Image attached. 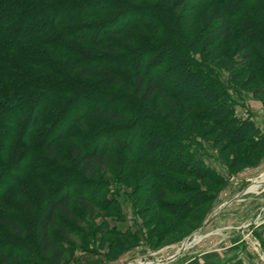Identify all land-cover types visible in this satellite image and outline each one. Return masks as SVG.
Returning <instances> with one entry per match:
<instances>
[{
  "label": "rangeland",
  "instance_id": "rangeland-1",
  "mask_svg": "<svg viewBox=\"0 0 264 264\" xmlns=\"http://www.w3.org/2000/svg\"><path fill=\"white\" fill-rule=\"evenodd\" d=\"M71 1L83 11L96 12L94 8L102 4L114 7L103 8L100 15L83 22L99 23L102 29L120 28L121 33L106 35L107 42H112L119 54L79 43L82 48L93 51L96 57L103 55L107 63L86 76H80L79 71L74 70L65 74L68 78L100 90L98 82L105 79L109 69L118 71L120 81L130 82L132 88L131 73L124 68L125 57L122 56L136 51L138 56L146 59L143 73L153 75L172 94L164 104L156 94L145 103L139 99L130 103L124 99L129 92L125 91L123 83L108 85L100 91L107 99L99 102L101 105H119L127 111L126 119L114 122L113 126H130V121L139 115L142 121L138 122L142 124L145 139L134 142L135 136L129 135L128 142L121 146L127 154L119 150L110 164L96 169L94 177L85 178L75 168L76 158L71 155L65 139L54 145L61 160L40 149L29 150L31 154L21 156V162L32 163V175L38 176L26 179L19 186L21 196L30 197L41 185L47 190L65 189L89 197L96 195V200L91 201L86 210L71 203L76 219L64 222L68 232L58 236L68 248L61 264H188L191 261L201 264L206 259L209 261L212 254L216 264H264V145L251 152L247 143L228 146V142L220 141L223 126L214 124L207 116L202 118L206 107L205 87L211 85L214 89L217 86L227 98L228 107L234 109L236 119L242 123L250 122L254 127H249V135L255 139L264 138V73L257 72V78H253L244 56L238 52L240 41L236 37V27L239 22L234 21L229 26V32L234 33L223 41L219 31L210 34L207 29L221 0H191L182 6L181 16L175 15L164 0ZM262 8L264 0H244L240 17L255 26L252 31L264 42V30L255 24L264 18ZM78 12L68 9L61 15ZM64 39L73 43L69 38ZM260 59L258 56L257 61L261 62ZM234 73L238 75L233 77ZM53 79L58 80L60 76L53 75ZM71 95L68 96L71 98ZM184 96L192 104L190 113L179 101ZM91 102L96 101L88 100V104L72 101L69 114L64 116L66 119L80 112V125L70 128L76 139L86 143L92 141L88 132L99 122L94 121L93 114L81 113ZM151 132L159 134L158 145H153L147 138ZM133 145H136L135 150H131ZM146 145L152 149L143 152L141 149ZM240 154L243 157L235 162L232 156ZM129 158L135 161L128 166ZM162 159L164 163L173 161L178 172L191 163V168H195L194 159L198 160L196 171L206 168L212 173V179L221 177L223 181L214 183L211 178L187 177L154 166L150 171L166 172L173 181L167 187L175 194L161 199L162 183L154 184L152 178L144 175V164L155 165L154 162ZM196 190H208L214 196L209 202L191 208L190 212L184 211ZM241 191L244 192L233 200ZM6 199L13 208L12 194H7ZM18 206L16 204L9 214L17 215L15 209ZM37 208L38 200H34L35 211ZM90 210L92 215H89ZM213 211H217L216 214L204 223ZM21 213L17 218L25 226L30 218H24ZM58 218L65 220L62 214H58ZM52 232L56 231L53 229ZM6 238L19 237L0 229V245L5 244L7 250L23 249L24 264H48L50 253H39L30 234L22 235L18 239L21 244L15 248ZM185 240L189 242L188 247L179 252L181 242Z\"/></svg>",
  "mask_w": 264,
  "mask_h": 264
},
{
  "label": "trees",
  "instance_id": "trees-1",
  "mask_svg": "<svg viewBox=\"0 0 264 264\" xmlns=\"http://www.w3.org/2000/svg\"><path fill=\"white\" fill-rule=\"evenodd\" d=\"M111 1L127 2L126 0ZM164 1L175 15L181 16L182 6L191 0ZM221 1L207 29L210 34L219 31L225 41L234 33L229 32V26L234 21H238L239 26L236 27V37L240 41L238 52L244 56L248 71L253 78H257V72L264 73V42L255 36L256 32L252 31L255 26L240 17L243 13L244 0ZM73 2L71 0H0V229L19 238L25 233L30 234L39 253H50L48 264H61L68 252V248L63 246L58 236H64L68 232L64 222L76 219L75 212L71 210V203L86 210L91 205L90 202L96 200V195L89 197L82 192L73 193L65 189L47 190L46 186L41 185L38 192L30 197L21 196L19 186L28 178L38 177L30 172L32 163L21 162V156L31 154L29 150L40 149L48 156L61 160L54 145L65 139L69 144L71 155L76 158L75 168L79 169L85 178L94 177L96 169L110 164L119 150L122 154H127L121 150V146L129 135L135 136L134 142L145 139V134L141 132L142 124L138 122L142 121L139 115L140 120L135 117L130 121V126H113L114 122H122L126 119L127 111L119 105L115 107L101 105L99 102L107 99L103 98L104 92L100 91H104L108 85L123 83L125 91L129 93L124 95L125 98L122 95L121 97L130 103H134L136 99L145 103L156 94L161 98V104H164L172 94V91L162 86L153 75L143 73L146 59L144 56H138L136 51L126 52L122 56L125 57L124 68L131 73L132 88L129 86L130 82L120 81L118 71L109 69L105 73V79L98 82L100 90L92 87L93 85L80 84L68 78L65 74L68 75L74 70H78L80 76H86L91 70L105 66L107 63L103 55L96 57L93 51L82 48L79 43L119 54L118 48L113 46L112 42H107L106 35L117 36L121 33L120 28L102 29L99 23L83 22L100 15L103 8L114 9V7L102 4L103 6L94 8L96 12L83 11L81 6L77 7ZM68 9L79 12L68 16L61 15ZM255 24L264 30V18L256 21ZM64 38L71 39L74 44L65 42ZM258 56H261V62L257 61ZM261 63L263 66H260ZM53 75L60 76V79L54 80ZM235 75L234 73L233 77L238 74ZM220 90L217 86L214 89L211 85L205 87L206 107L202 118L207 116L214 124L223 126L220 141L228 142V146L247 143L250 152L260 148L264 145V138L255 139L249 135V129L254 127L250 122L242 123L236 119L234 109L228 107L227 98ZM68 95H71V98ZM76 100L87 104L88 100L96 101L91 102L92 104L85 110H81V113L85 111L90 115L93 114L94 121H99L94 129L88 132L92 138L89 143L76 139L70 128L71 125H80V112L78 115L64 119V116L69 114L70 104ZM179 101L187 113L192 111V104L188 98L184 96ZM136 112L139 113L138 110ZM147 138L153 145H158L161 140L159 134L154 132L148 134ZM135 148L136 145H133L131 150ZM151 149L146 145L141 150L146 152ZM13 154L19 155L14 157ZM239 157L243 155H233L232 159L236 162ZM163 159L154 162L155 165L144 164V175L152 178L154 184L162 183L159 192L161 199L175 194L173 189L167 187L173 181L166 172L150 171L154 166L187 177L200 176L207 180L211 178L212 173L206 168L196 171L198 160L194 159L195 168H191V163L189 167H183L178 172L173 161L164 163ZM130 160V158L127 160L128 166L135 161ZM222 179L211 178V182L220 183ZM7 194H12L14 207L16 204L20 205L15 209L17 215L23 210L22 216L30 218L25 226L18 220L17 215L9 214L14 207L12 208L6 199ZM213 196L214 193L208 190L207 192L196 190V193L189 197V203L183 210L190 212L191 208L209 202ZM34 200H38L39 203L36 211ZM92 213L90 210L89 215ZM58 214H62L65 220H60ZM53 229L55 233L52 232ZM19 238H6V240L15 248L21 244ZM16 249L7 250L5 244L0 245V264H24L21 256L23 249Z\"/></svg>",
  "mask_w": 264,
  "mask_h": 264
},
{
  "label": "crops",
  "instance_id": "crops-1",
  "mask_svg": "<svg viewBox=\"0 0 264 264\" xmlns=\"http://www.w3.org/2000/svg\"><path fill=\"white\" fill-rule=\"evenodd\" d=\"M239 194H240V193H239ZM237 195H238V194H237ZM183 242H184V243H183ZM183 242H181L183 245H182L180 248H183V247L186 248V247H188V243H189V242L187 243L186 240L183 241ZM181 243H180V244H181ZM186 243H187V244H186ZM209 257H210V258H209V261H210V262L207 261V259H206L205 262H204V263H201V264H213V263L216 264V263H215L216 258L213 257V254L210 255ZM188 264H199V263L194 262V261H191V262H189Z\"/></svg>",
  "mask_w": 264,
  "mask_h": 264
},
{
  "label": "water",
  "instance_id": "water-1",
  "mask_svg": "<svg viewBox=\"0 0 264 264\" xmlns=\"http://www.w3.org/2000/svg\"><path fill=\"white\" fill-rule=\"evenodd\" d=\"M245 191V190H244ZM244 191H241V193L240 194H238V195H236L234 198H233V200H235V199H237ZM216 212L217 211H213V212H211L208 216H207V218H206V220H205V222L204 223H207L212 217H213V215H215L216 214ZM197 231H195V233H196ZM194 234V233H193ZM193 242V241H192ZM183 248H185V247H183ZM183 248H180L179 249V252H181V250L183 249Z\"/></svg>",
  "mask_w": 264,
  "mask_h": 264
}]
</instances>
